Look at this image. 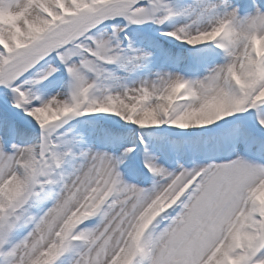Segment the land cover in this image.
I'll list each match as a JSON object with an SVG mask.
<instances>
[{
    "label": "snow or ice",
    "instance_id": "1",
    "mask_svg": "<svg viewBox=\"0 0 264 264\" xmlns=\"http://www.w3.org/2000/svg\"><path fill=\"white\" fill-rule=\"evenodd\" d=\"M0 264H264V0H0Z\"/></svg>",
    "mask_w": 264,
    "mask_h": 264
}]
</instances>
